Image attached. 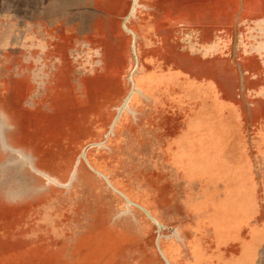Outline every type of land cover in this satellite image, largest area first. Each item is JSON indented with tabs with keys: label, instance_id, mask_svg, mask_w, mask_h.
I'll use <instances>...</instances> for the list:
<instances>
[{
	"label": "rangeland",
	"instance_id": "1",
	"mask_svg": "<svg viewBox=\"0 0 264 264\" xmlns=\"http://www.w3.org/2000/svg\"><path fill=\"white\" fill-rule=\"evenodd\" d=\"M0 264H264V0H0Z\"/></svg>",
	"mask_w": 264,
	"mask_h": 264
}]
</instances>
